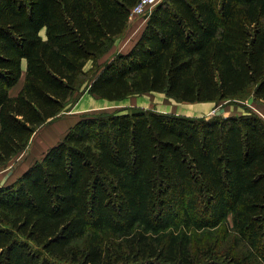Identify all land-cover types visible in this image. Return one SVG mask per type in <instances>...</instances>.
I'll return each mask as SVG.
<instances>
[{
	"label": "trees",
	"instance_id": "1",
	"mask_svg": "<svg viewBox=\"0 0 264 264\" xmlns=\"http://www.w3.org/2000/svg\"><path fill=\"white\" fill-rule=\"evenodd\" d=\"M136 2L0 0V167L83 92L264 103V0H160L133 45L100 62ZM10 179L0 264H264L255 112L82 114Z\"/></svg>",
	"mask_w": 264,
	"mask_h": 264
},
{
	"label": "crops",
	"instance_id": "2",
	"mask_svg": "<svg viewBox=\"0 0 264 264\" xmlns=\"http://www.w3.org/2000/svg\"><path fill=\"white\" fill-rule=\"evenodd\" d=\"M145 22L146 19L144 17L136 16L129 19L126 30L123 32V34L120 37H118L114 41L112 47L109 49L107 53H105L101 57L99 61L103 62L107 60L116 52L127 51L140 35L142 29L144 28ZM40 33L41 35H44L43 30ZM88 64L89 63H87L86 66ZM22 82H23V77H21L17 82V84H15L10 89L9 94L11 96L16 95V93L22 86ZM95 97L96 96L91 95L87 92H83L79 96V98L71 105V107H73L71 112L65 111L58 118L48 121L39 129H37V131L30 138L27 148L23 151V153L19 155L20 157L17 158L13 164L8 165L9 169L12 170L11 173H13L14 175L20 174L34 160L39 159L51 145L55 144L62 138L65 131L78 119V116L81 113H83L89 108L107 106L110 103L117 102V101H108L99 97L96 98ZM196 104L197 106H191V105L188 106L190 112H183L181 113V115L207 116L210 114V112H212V111L208 112L209 109L213 110L216 108L213 107V109H211V105L213 104L212 102H201V103L197 102ZM141 107L147 108L144 106ZM66 112L69 113L66 115ZM261 114L262 115L260 116L264 118V110L261 112Z\"/></svg>",
	"mask_w": 264,
	"mask_h": 264
},
{
	"label": "rangeland",
	"instance_id": "3",
	"mask_svg": "<svg viewBox=\"0 0 264 264\" xmlns=\"http://www.w3.org/2000/svg\"><path fill=\"white\" fill-rule=\"evenodd\" d=\"M139 17H141V16H139ZM144 18H145V16H144ZM42 36H44V35H42ZM88 63L89 64L87 66L85 65L86 70H88L90 65H91L90 62H88ZM23 69H24V63H23ZM125 99H122V101L119 100V102L117 101L114 103H110L107 106H101V107H97V108H89L86 111H84L83 113H81L80 115H82V114H94V113H98V112H112V111L117 110V109L126 111L129 109H137V108L153 109V110H159V111H164V112H169V113H178L179 115H181V113H183V112H190V109L188 106H190V105L191 106H197V104H196L197 102H194V103L178 102V101L166 96V94L163 92H147V93H143V94L129 96ZM220 105H224L225 112L223 113V115H225V116L231 115V114L246 113L248 111L255 112L259 115H262L261 112L264 110V103L261 101L253 99V97L250 95H248L244 99H234V100L229 101V102H226V101L220 102ZM220 105L215 106V104L213 103L211 105V109H213V107L219 108ZM141 106H144L147 108H143ZM72 108L73 107H71V105H69L67 107L66 111L71 112ZM215 109H213V110L209 109L208 112L212 111V112H210V114H213ZM69 112H66V115ZM19 157H20L19 155L16 156L14 159H12V161L10 163L7 164V170H6V168L0 167V169L2 171V178L4 176H6L8 171L10 170L8 165L13 164L15 162V160ZM15 166H17V165H15ZM6 180L7 181L11 180L10 175L7 176Z\"/></svg>",
	"mask_w": 264,
	"mask_h": 264
},
{
	"label": "built area",
	"instance_id": "4",
	"mask_svg": "<svg viewBox=\"0 0 264 264\" xmlns=\"http://www.w3.org/2000/svg\"><path fill=\"white\" fill-rule=\"evenodd\" d=\"M159 1L160 0H137V2L130 9L129 19L136 16L139 17L148 14ZM1 174L2 171L0 169V181H1Z\"/></svg>",
	"mask_w": 264,
	"mask_h": 264
},
{
	"label": "water",
	"instance_id": "5",
	"mask_svg": "<svg viewBox=\"0 0 264 264\" xmlns=\"http://www.w3.org/2000/svg\"><path fill=\"white\" fill-rule=\"evenodd\" d=\"M225 109L223 107H219V108H216L213 112V114H209L206 116V118H210L212 115H222L224 113ZM11 171L12 170H9L7 175L4 176L1 181H0V187L5 183L6 179H7V176H9L11 174Z\"/></svg>",
	"mask_w": 264,
	"mask_h": 264
}]
</instances>
